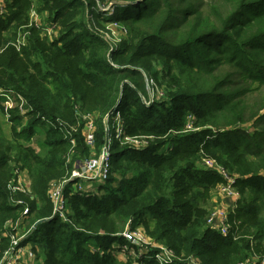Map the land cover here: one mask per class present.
<instances>
[{
    "label": "trees",
    "instance_id": "1",
    "mask_svg": "<svg viewBox=\"0 0 264 264\" xmlns=\"http://www.w3.org/2000/svg\"><path fill=\"white\" fill-rule=\"evenodd\" d=\"M106 1L116 9L105 22L125 23L129 32L113 48L96 32ZM4 3L0 90L23 101L24 113L12 111L11 138L0 119V228L28 208L21 247L40 248L44 264H159L157 249L146 251L124 236L128 226L130 232L143 226L172 251L171 264H256V257L264 258V0ZM32 13H47L51 37L32 22ZM141 70L165 87L168 101L146 104L151 96ZM2 101L0 96L1 113ZM77 109L100 115L98 154L106 120L114 123L117 114L129 136L156 138L145 151L115 142L99 192H75L68 183L70 214L63 222L54 216L49 183L68 177L92 153L80 132L76 155L69 157L73 139L63 128L77 121ZM248 124L253 133L244 128ZM40 133L37 152L28 143ZM207 159L239 176L240 199L229 214L227 236L208 224L211 197L223 179L206 168ZM24 170L32 193H16L14 201L8 185ZM2 244L3 253L10 239ZM117 251H125L127 260H118Z\"/></svg>",
    "mask_w": 264,
    "mask_h": 264
},
{
    "label": "built area",
    "instance_id": "2",
    "mask_svg": "<svg viewBox=\"0 0 264 264\" xmlns=\"http://www.w3.org/2000/svg\"><path fill=\"white\" fill-rule=\"evenodd\" d=\"M5 3L0 5V16L5 15ZM33 16H38L37 14L33 13ZM34 22V21H33ZM36 24V22H34ZM39 28H44V32L51 37L54 33V29L48 30L45 29V27H42L38 24H36ZM51 32V33H50ZM22 35V34H21ZM19 43L25 44L24 37H19ZM152 79H146L148 82ZM156 87V85H155ZM7 93L9 95L7 97L6 105L10 106V103L15 104L16 100L13 98L12 94L10 92L0 90V96L3 97V95ZM154 101L151 99L150 102H147L146 104L149 106ZM17 105L19 106V109L22 113L23 111V105L24 102H17ZM12 108V107H11ZM77 114H80V110L77 109ZM120 114H117L115 117V125L113 127L106 128L105 131V139H104V145L102 147V150L98 156L89 158L87 160H83L80 162H77L74 164V169L71 174V177L68 180L59 181L56 182L50 191V198L54 204V216H58L63 222L68 220V216L66 214V204L64 199V189L65 186L73 182V187L75 188L74 191H83L81 184H85L87 181L93 182V183H103L108 179V176L110 174V166H111V149L115 142L123 143L124 142H134L138 141L139 137H131L129 136L124 128L123 123H121ZM85 120L88 121V117H85ZM87 131H85V139L86 143L89 146H92L95 142V135L92 133L93 130V124L91 123V120L89 119V123L87 125ZM206 167L208 166L209 169L215 170L223 179V187L221 190L219 189V194L222 196V194L233 201H238L240 199V193L236 189V182L237 178L234 177L232 174H230L227 169L220 166L216 161L207 159L205 160ZM13 192H23L20 188H18V185H13L11 187ZM22 203V201H19ZM237 203V202H236ZM220 210H217L215 212H212L208 221V224L217 232H219L223 236H227L230 232L231 226L229 222V214L231 210H233L236 206L233 205H224ZM30 213V210L26 208L21 216V218L13 223L10 222V224L7 226L6 229V237L10 239V245L4 251L3 253L0 251V264H20V255L21 253L25 252L26 256L30 259L36 258V253L34 251V247H31L30 250L27 248L21 247L22 240L25 238V236H20L17 234L19 228L27 218L28 214ZM124 236L130 240L134 241V238L138 240L139 242H146L147 244H137L133 242L134 244H137L140 247H143L146 251L151 245L149 242L150 240L145 239V237L137 230L133 232H125ZM148 247H145L144 245H148ZM35 257V258H34ZM155 258L159 264H171L174 259L175 255L172 251H169L163 247H160L158 249V252L155 254ZM190 264H199L198 260H192ZM244 264H251L250 262H245Z\"/></svg>",
    "mask_w": 264,
    "mask_h": 264
},
{
    "label": "rangeland",
    "instance_id": "3",
    "mask_svg": "<svg viewBox=\"0 0 264 264\" xmlns=\"http://www.w3.org/2000/svg\"><path fill=\"white\" fill-rule=\"evenodd\" d=\"M202 1L203 2H207L208 0H202ZM4 2H5V0H0V5L4 4ZM115 9H116V7L114 6V4H112V3L108 2V1H106L103 4H101V8H100L101 11L100 10L99 11H100V13H102V15H103L102 19H104V20H101L100 26L96 25V30H97L96 32L100 36H102L103 39H105L109 43H111V47L112 48L117 46V45H119L122 40L129 38V32H128V29H127L128 27L126 26L125 23L115 22V21H106L105 22V19H112L115 16L114 15L115 14ZM33 15L34 14L32 13L31 14L32 22L34 21V22H36V24H38V25H40L42 27H45V29L52 30L53 24H52V21L50 20V18L47 16V13L44 14V16H39V15L38 16H33ZM141 71L143 72V74L146 77V79L147 78L148 79H152V80H149L148 82L145 81L146 85H147V89L149 90L151 99L153 101H155V102L168 101L169 99L167 97V91H166L165 87L160 86L158 84L155 87L156 80L153 77H151L150 75H147V73L144 72L143 70H141ZM8 96L9 95H7V93H5L3 95V97L1 96L2 100H3L2 101L3 111H2V113L0 112V119H1L2 126H3V129H4L5 133H6V135H8V137L11 138L12 133H13V129L15 128V126H14L15 124L13 125V123H12V111L15 110L17 107L19 108V106L17 105V101L15 102L14 106L11 103H10V106H7L5 103L8 100L7 99ZM256 98H258V97L256 96ZM151 104H153V103H151ZM77 116H78V119L73 125L71 124L70 127L66 128V129L63 128L65 131L67 130V132L69 133L68 136L72 137V139H73L71 144H70L71 145V149L69 150V157L73 158L76 155L77 142H76L75 135H78L81 132V134L85 137V131H87V129H88L87 125L89 123V119L91 120V123L93 124L92 133L95 135V142H94V144H92V146H90V147H92L91 157H95L98 154L97 150H96V133L99 130L98 120H99L100 115H99L98 112L83 114L80 111V114L79 115L77 114ZM85 117H88V121L85 120ZM120 118H121L120 122L123 123V125H124L123 117H120ZM114 120H115V118H114ZM192 120H193V117L192 116H188L187 123H189V122L191 123ZM23 123L25 125L27 123V120L23 121ZM46 123H48V125L51 126V124H49V122H46ZM114 125H115V122L109 124L107 122V120H106V123H105L104 128H103L104 129V133L106 131V128L111 127V126L113 127ZM50 126H47V127H50ZM56 127H58V125ZM19 128H18V130H19ZM244 128L250 133L254 132V128H253L252 124L245 125ZM155 138L156 137H154L152 135H143V136L139 137V139H138V141H136V143H134V142L133 143L132 142H124L123 141V143L122 144L119 143V145L121 147H129L131 149H135V150H139V151H145V149H147V147H149V145L155 140ZM43 139H44L43 135H41V133H40L39 135H36L33 138L31 143H28V146L29 145L32 146L37 152H42V150L39 147V141H41ZM104 139H105V137H104ZM71 158H68V159H71ZM68 162H70V161H68ZM203 164H205V161L203 162ZM205 166H206V164H205ZM206 168H208V166ZM227 171L230 174H232L234 177L239 179V176L237 174L233 173L230 170H227ZM72 172H71V174H72ZM71 174L68 177L65 176V177H62L61 179H55V180H52L49 183L50 185L48 187L47 194H48V199H50L51 204H53V202H52V200L50 198V191L52 189V186L56 182L68 180V178L71 176ZM31 184H32V181H31V178H30V176L28 174V171L27 170L21 171L19 175L15 176V178L13 179V182L9 183V185H8V190L10 192V197H12L13 200L15 201L14 195L16 193H21V194L26 195V196L31 195V193H32L31 192L32 191L31 190ZM223 184L224 183L222 182L220 185L217 186V190L214 191V194L211 197L212 212L220 210L221 208H225V207H222V206L225 203L224 201L227 198L223 194H222V196L219 194V189L221 190V188L223 187L222 186ZM13 185H16V186L18 185V188H20L23 192H26V193L13 192L12 189H11V187ZM98 185H104V182L103 183L94 184L93 182L87 181L85 184H83V185L81 184L82 189H83V193L89 191V189H91V188L93 189V191L95 193H97V191L99 189ZM74 189L75 188L73 187V190ZM231 201L233 202L232 205L234 204L236 206V204H237L236 202H238V201H233V200H231ZM53 210H54V204H53ZM66 214H67V216L70 214V212H69V210L67 208V205H66ZM28 220L24 223L23 227H21V229H19V231L17 232L18 235L23 236V237L28 235V230H29V229H27V227H29V226H27ZM10 222L11 221H9V220L6 221L4 227L1 226V228H0V248L6 247V244H2V241L6 237L5 236L6 235V229H7V226L10 224ZM137 229L144 237L146 236L145 239L150 240L149 242L151 243V245L149 246V243H148V245H144L145 247L149 246V248L152 249V250L153 249H157L158 250L160 247L163 246L162 244L155 243L152 240V238L147 234L146 229L143 226H138ZM132 242H135V243H137L139 245L147 244V240H146V242H139L135 238H134V241H132ZM252 242H253V240H252ZM137 244H135V245H137ZM31 247H33L32 243H28L27 245L24 246V248H27L28 250H30ZM128 247L129 246L126 245L125 249H127ZM34 251L36 253V258L34 257L35 261H34V259L28 258L26 256L25 252H23L20 255V264H44V257H43V253L41 252V249L35 247ZM129 251H130V249L128 250V252ZM124 252L125 251H117L116 252V256H117L118 260H120V261L127 260V257L124 256ZM130 256H132L135 259H137L136 258V254L133 251L130 252ZM255 263L256 264H264V258L261 259L259 257H256Z\"/></svg>",
    "mask_w": 264,
    "mask_h": 264
},
{
    "label": "crops",
    "instance_id": "4",
    "mask_svg": "<svg viewBox=\"0 0 264 264\" xmlns=\"http://www.w3.org/2000/svg\"><path fill=\"white\" fill-rule=\"evenodd\" d=\"M224 202H225L224 205H230V204L232 205V203H233V202H232L230 199H228V198H227ZM23 225H24V224H22L21 227H23ZM21 227H20L19 229H21ZM18 231H19V230H18Z\"/></svg>",
    "mask_w": 264,
    "mask_h": 264
},
{
    "label": "water",
    "instance_id": "5",
    "mask_svg": "<svg viewBox=\"0 0 264 264\" xmlns=\"http://www.w3.org/2000/svg\"><path fill=\"white\" fill-rule=\"evenodd\" d=\"M130 230H131V229H130V226H128V227H127V229H126V232H128V233H129V232H130Z\"/></svg>",
    "mask_w": 264,
    "mask_h": 264
}]
</instances>
